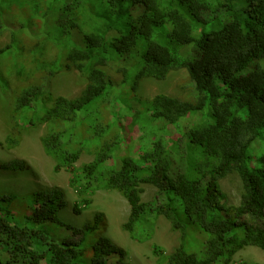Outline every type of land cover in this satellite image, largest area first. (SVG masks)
I'll return each instance as SVG.
<instances>
[{
  "label": "trees",
  "instance_id": "obj_1",
  "mask_svg": "<svg viewBox=\"0 0 264 264\" xmlns=\"http://www.w3.org/2000/svg\"><path fill=\"white\" fill-rule=\"evenodd\" d=\"M3 1L6 148L43 125L40 143L55 171L92 155L80 167L83 179L127 201L124 230L132 233L154 215L180 233L177 249L160 255L162 264H232L245 247L264 252V0ZM176 69L188 77L182 97L140 95L141 81H163ZM70 70L85 79L83 90L72 99L53 96L54 77ZM66 133L68 141H61ZM186 145L200 151V165L186 162ZM0 167L28 168L19 160ZM231 174L242 186L237 206L227 204L220 188ZM143 185L157 189L149 203L140 200ZM64 198L59 188L0 194V264H129L122 249L99 235L101 214L79 227L59 217ZM190 228L208 234L197 251Z\"/></svg>",
  "mask_w": 264,
  "mask_h": 264
},
{
  "label": "rangeland",
  "instance_id": "obj_2",
  "mask_svg": "<svg viewBox=\"0 0 264 264\" xmlns=\"http://www.w3.org/2000/svg\"><path fill=\"white\" fill-rule=\"evenodd\" d=\"M0 7L6 10L7 2H1ZM260 15L261 13H258V16ZM7 42V34L0 37V48ZM38 66L45 68L47 65L39 63ZM107 74L116 83L122 81V77L114 72L108 71ZM187 81L186 72L176 69L169 72L163 81L151 79L141 81L138 91L145 98H152L157 94L180 98L184 94L180 86L187 84ZM85 82V79L74 70L60 72L52 81V95L75 98L83 90ZM132 82L133 79H129L124 87L128 98L131 96ZM14 86L12 83L11 87ZM99 101L100 99H97L88 105L85 109L86 114L94 112ZM8 108V99L0 91V166L11 160H19L26 163L28 168L26 171L10 172L0 167V194L26 196L39 190L59 188L65 197L64 206L59 209V217L66 223L79 227L92 222L96 214H101L103 222L99 235L122 249L129 264H162L160 255L167 256L177 249L180 244V233L173 230L163 216L146 215L134 226L132 233L123 229L129 215L127 201L117 191L105 190L100 182L88 183L83 179L80 167L90 163L93 160L92 155H82L72 168L55 171V162L44 153L40 143L46 132L45 126L40 125L23 133L18 146L13 149L6 148L5 139L10 131ZM68 138L69 133H66L61 137V141L67 142ZM185 160L188 164L197 166L202 163L203 157L195 146L186 145ZM141 187L143 190L141 202H151L156 196L157 189L147 185ZM220 188L226 196L228 205L239 204L242 186L237 175H228L220 181ZM85 201L88 202L87 207H84ZM73 210L79 211V214ZM189 232V243L193 245L192 249L197 251L202 247L204 242L202 239H208V234L193 231L191 228ZM96 233L98 234V231ZM195 233L202 236L201 240L195 237ZM155 247L159 249L157 253ZM34 249L41 250L39 243H35ZM232 264H264V252L255 247H245L234 255Z\"/></svg>",
  "mask_w": 264,
  "mask_h": 264
}]
</instances>
